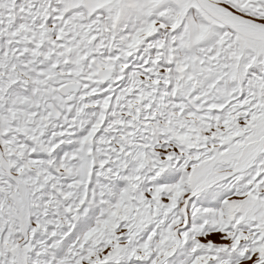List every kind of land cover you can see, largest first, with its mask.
<instances>
[{
	"label": "rangeland",
	"instance_id": "1",
	"mask_svg": "<svg viewBox=\"0 0 264 264\" xmlns=\"http://www.w3.org/2000/svg\"><path fill=\"white\" fill-rule=\"evenodd\" d=\"M0 264H264V0H0Z\"/></svg>",
	"mask_w": 264,
	"mask_h": 264
},
{
	"label": "water",
	"instance_id": "2",
	"mask_svg": "<svg viewBox=\"0 0 264 264\" xmlns=\"http://www.w3.org/2000/svg\"><path fill=\"white\" fill-rule=\"evenodd\" d=\"M108 74H106V76H107ZM69 90V88H65L64 90H63V92H67Z\"/></svg>",
	"mask_w": 264,
	"mask_h": 264
}]
</instances>
